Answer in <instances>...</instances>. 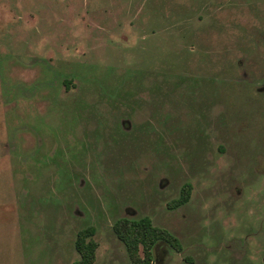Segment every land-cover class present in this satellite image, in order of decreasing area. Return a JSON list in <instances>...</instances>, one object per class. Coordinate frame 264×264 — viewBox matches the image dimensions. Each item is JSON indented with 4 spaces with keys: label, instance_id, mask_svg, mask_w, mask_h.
<instances>
[{
    "label": "rangeland",
    "instance_id": "1",
    "mask_svg": "<svg viewBox=\"0 0 264 264\" xmlns=\"http://www.w3.org/2000/svg\"><path fill=\"white\" fill-rule=\"evenodd\" d=\"M142 217L154 264H264V0H0V264H129Z\"/></svg>",
    "mask_w": 264,
    "mask_h": 264
},
{
    "label": "trees",
    "instance_id": "2",
    "mask_svg": "<svg viewBox=\"0 0 264 264\" xmlns=\"http://www.w3.org/2000/svg\"><path fill=\"white\" fill-rule=\"evenodd\" d=\"M191 186L185 184L179 197L169 204L170 208H177L186 204L190 198ZM112 231L123 244L129 264H154L152 250L159 241L165 242L176 252L181 251L179 240L167 230L154 226L151 219L121 218L114 222ZM95 229L87 227L77 232L74 248L79 259L73 264H94L96 260L97 243L93 240Z\"/></svg>",
    "mask_w": 264,
    "mask_h": 264
},
{
    "label": "flooded vegetation",
    "instance_id": "3",
    "mask_svg": "<svg viewBox=\"0 0 264 264\" xmlns=\"http://www.w3.org/2000/svg\"><path fill=\"white\" fill-rule=\"evenodd\" d=\"M181 245V244H180ZM181 249H182V247H181Z\"/></svg>",
    "mask_w": 264,
    "mask_h": 264
}]
</instances>
